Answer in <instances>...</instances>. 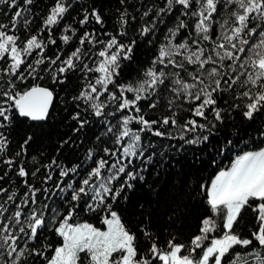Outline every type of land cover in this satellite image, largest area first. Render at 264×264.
<instances>
[{"label":"snow or ice","instance_id":"snow-or-ice-1","mask_svg":"<svg viewBox=\"0 0 264 264\" xmlns=\"http://www.w3.org/2000/svg\"><path fill=\"white\" fill-rule=\"evenodd\" d=\"M0 11V264H264V0ZM140 45L155 52L126 79ZM57 102L70 134L29 155ZM161 169L178 177L167 227L145 213Z\"/></svg>","mask_w":264,"mask_h":264},{"label":"trees","instance_id":"trees-1","mask_svg":"<svg viewBox=\"0 0 264 264\" xmlns=\"http://www.w3.org/2000/svg\"><path fill=\"white\" fill-rule=\"evenodd\" d=\"M50 2V0H39L40 7L43 9L45 3ZM79 3H83L84 0H78ZM91 3V0H88ZM97 3H102L104 8H112V11H115V7L118 6V0H96ZM131 4L137 3V0H130ZM4 11H7L6 9ZM4 11H0V20L10 19V14L6 16ZM107 26L111 27L114 24V19L106 14ZM38 26V22L36 25H33V30ZM21 31H23L21 29ZM131 34V32L129 33ZM155 49L150 48L147 45H140L137 48L135 60L129 63L123 69V77L133 78L138 75L140 68L143 65H146L149 61L150 57L154 54ZM41 83L51 85L50 80L41 81ZM81 87V83L78 79L73 78L71 83H65L60 86V91L64 92L66 95L70 96L77 92V90ZM63 105H60L58 102L56 103V112L55 118L50 120L48 123L44 124L42 128L37 129V137L35 142L31 145L29 149V155L34 153H38V151H46V155L41 159L46 160L52 155L55 154V148L58 145L59 139L63 138L65 135L70 134V128L68 127L67 122V114L63 111ZM71 111V108L69 109ZM160 109L157 110L156 115H159ZM28 123L20 125L17 133V139L22 137L25 127ZM63 155L68 156L67 152L63 153ZM227 163V161H224ZM190 161L185 162V168L188 167ZM43 171V169L41 170ZM7 178L4 181H0V184L6 183ZM174 184L178 185V177H176L173 173H165L163 169H161L160 175L154 180L152 183V192L146 194V204H145V213L151 214L153 219L155 220L157 214L160 217V225L163 227L168 226L167 212L166 207L171 208V206L178 199L179 191L177 187H174ZM132 212H135V208L131 209ZM195 213L193 216L188 217L183 221V223L177 222L172 225L173 229L179 230L184 237H187L188 233L192 231L196 227ZM143 219V217H140ZM95 222V221H93Z\"/></svg>","mask_w":264,"mask_h":264}]
</instances>
